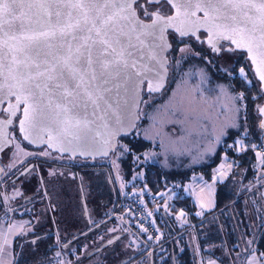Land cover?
I'll list each match as a JSON object with an SVG mask.
<instances>
[{
  "label": "snow or ice",
  "instance_id": "1",
  "mask_svg": "<svg viewBox=\"0 0 264 264\" xmlns=\"http://www.w3.org/2000/svg\"><path fill=\"white\" fill-rule=\"evenodd\" d=\"M201 30L217 58L245 50L264 91V0H0V105L9 101L2 109L7 118H0V151L12 142L7 126L22 109L20 132L30 143H46L62 152L118 145L124 153H133L117 136H128L136 128L134 113L141 105L151 107L153 94L167 91L177 76V89L188 83L193 73L185 71L183 63L189 56L209 59L193 53L183 39L204 43ZM173 33L184 44L177 57L172 55ZM222 70L236 75L230 65ZM198 74L208 82L203 69ZM238 76L247 80L245 66ZM217 87L227 94L225 85ZM243 99V92L229 96L236 113L229 127H239L236 102ZM257 111L264 116V106ZM260 127L264 129V120ZM225 134L222 130L214 142L219 144ZM242 144L237 139L229 147L239 151ZM257 158L264 166V152H257ZM216 173L227 175L220 169ZM199 206L214 207V201ZM184 217L181 211L177 218L185 223Z\"/></svg>",
  "mask_w": 264,
  "mask_h": 264
},
{
  "label": "flooded vegetation",
  "instance_id": "2",
  "mask_svg": "<svg viewBox=\"0 0 264 264\" xmlns=\"http://www.w3.org/2000/svg\"><path fill=\"white\" fill-rule=\"evenodd\" d=\"M170 39L173 44L177 38ZM183 39L195 53L207 56V61L202 59L205 64L220 73L222 59L205 42ZM227 56L224 67L232 68L240 54ZM9 136L12 142L0 153V222L12 218L21 221L10 246L9 264L173 263L179 238L187 232L185 226L175 227L160 217L162 235L151 242L136 230L128 216L120 213L126 186L142 170V163L135 164L138 157L134 156L132 162L130 153H124L118 145L108 156L92 160L58 154L44 145L25 142L15 122L9 127ZM124 137L117 139L119 144L131 145ZM44 152L49 155H42ZM246 174L235 166L228 176L233 197L242 206V219L252 230L256 214L262 210L264 170ZM129 236L133 242L127 240ZM109 240L113 242L109 244ZM243 249L241 245L237 253L240 255ZM237 253L231 264L242 261Z\"/></svg>",
  "mask_w": 264,
  "mask_h": 264
},
{
  "label": "trees",
  "instance_id": "3",
  "mask_svg": "<svg viewBox=\"0 0 264 264\" xmlns=\"http://www.w3.org/2000/svg\"><path fill=\"white\" fill-rule=\"evenodd\" d=\"M178 41L179 39H173L175 49L181 45ZM239 54L242 57L239 56L232 65V69L236 71V75L233 76H229L223 70L220 73L215 72L212 67L206 65L200 57L195 55L189 56L183 63V68L190 65L191 67L199 66L204 70L208 76V82L197 80L193 83L196 87L199 86L197 87L198 90L208 96L216 93L220 82L227 85L228 89L234 93H244V99L239 101L243 106L242 118L238 120L239 127H228L226 134L221 137L220 143L216 144L214 151L198 163L184 166L177 163L165 167L156 160L146 158L142 162L141 172L130 182H146L151 189L169 187L176 190L170 204L153 207V214L157 225L161 229V235L160 217L175 227L185 226L186 228L187 232L179 238V246L174 253L172 264H197L196 261L200 264L202 258L214 259L217 264H231L230 262L234 261L241 245L244 246V249L240 255L237 253L238 256L242 257L239 264H245V257L250 251L253 239L259 255L264 257L261 255V253H264L263 204L262 210L256 214L253 229L249 230L248 223L242 219L243 213L240 200H235L233 197V189L230 188L228 176L229 172L213 183L214 207L203 210L202 216L196 215L197 211H195L190 195L183 192L185 183L194 176L204 180L209 179L212 176L213 168L221 159L223 153L228 154L235 163L231 171L235 170V166H239L245 171V174H257L256 165L264 170V166H261L255 160L250 151L238 154L234 152L233 147H229L237 136L264 142V132L256 124L257 114L254 109V104L259 101L261 94L255 80L250 76L242 53ZM172 55L177 57L176 51ZM241 66H245L247 80L238 76V69ZM141 120V117H139L136 127L143 123ZM135 129L130 133L131 135L125 136L124 139L129 137L128 142L133 147L134 156L140 157L142 155L141 151L152 148L153 144L151 141L137 135ZM130 159L132 162L134 161V158L130 157ZM179 210H183L185 213V223H181V220L177 218ZM45 251L48 252V248Z\"/></svg>",
  "mask_w": 264,
  "mask_h": 264
},
{
  "label": "rangeland",
  "instance_id": "4",
  "mask_svg": "<svg viewBox=\"0 0 264 264\" xmlns=\"http://www.w3.org/2000/svg\"><path fill=\"white\" fill-rule=\"evenodd\" d=\"M184 42L195 53L193 46L186 40ZM183 46L184 44H181L176 48L177 56L179 48ZM226 59L228 56L221 61L223 68L228 61ZM189 69L193 74L188 78L186 85L177 89V82L181 78L177 76L176 81L168 86L167 91L153 94L155 102L151 107L141 105L139 117L143 123L136 127L135 133L141 138L151 141L153 145L152 148L141 151L142 155L136 159L135 164L142 163L146 158L156 160L165 167L177 163L182 166L198 163L212 152L208 149L215 148V137L222 130H227L233 123L236 113L229 96L237 93L230 91L227 85L220 82L218 85H225L227 94L221 92L217 87L216 93L208 96L198 90L193 83V81L202 80L198 74V69L201 68L190 65L184 68L185 71ZM174 90L176 96H173ZM193 90L196 92L195 95H193ZM236 104L240 107L239 120L242 118L243 106L239 101ZM238 120H236L237 123ZM125 140L129 141V137ZM130 155L134 158V153H130ZM256 169L257 173L263 171L257 165ZM262 204L264 209V198H262ZM127 240L133 242L134 238L129 236ZM10 260V248L4 245L0 264H9Z\"/></svg>",
  "mask_w": 264,
  "mask_h": 264
},
{
  "label": "built area",
  "instance_id": "5",
  "mask_svg": "<svg viewBox=\"0 0 264 264\" xmlns=\"http://www.w3.org/2000/svg\"><path fill=\"white\" fill-rule=\"evenodd\" d=\"M237 139L243 141V144L241 145L243 150L238 151L236 147H233L234 152L240 154L246 151H250L255 160L258 161L257 152H264V142L237 136L232 141V145H234ZM252 145H255V150H253ZM221 165H223L222 169L220 168ZM234 165L235 163L233 159L228 154L223 153L221 159L213 168L212 176L218 175L216 173L217 169H220L221 172L228 173L231 171ZM191 191V185L186 182L183 187L184 194L190 195ZM175 193L176 190L169 187L151 189L146 182H132L125 190L120 205V213L122 215L128 216L130 222L134 225L136 230L144 236L145 239L151 242H156V237H161V229L156 223L153 214V207L166 204V202L167 204H170L172 199L174 198ZM149 213H151V215H149ZM141 229H146V231H142ZM149 236L152 237L151 240L148 239ZM250 261L251 264H264V257H261L256 250L254 239L251 241L250 251L245 257V264H249Z\"/></svg>",
  "mask_w": 264,
  "mask_h": 264
},
{
  "label": "water",
  "instance_id": "6",
  "mask_svg": "<svg viewBox=\"0 0 264 264\" xmlns=\"http://www.w3.org/2000/svg\"><path fill=\"white\" fill-rule=\"evenodd\" d=\"M198 15H200V14H198ZM170 31H171V30H170ZM201 32H203V30H201ZM203 33H204V35H203L202 38H203V40H204L205 43H206L207 33H205V32H203ZM173 36H174L175 38H177V39H180L179 36H178V34L173 33ZM184 38H185V37H184ZM193 38H194V37H193ZM224 42L228 43V45H229V43H230V42H227V41H224ZM206 44H207V43H206ZM207 45H208V44H207ZM232 47H234V46H232ZM235 52L242 53L243 58H244L245 63H246V66H247V69H248V71H249V73H250V76L255 80V82H256V84H257V88H258V90H259V92H260V94H261V98L259 99V101L256 102V103L254 104V109H255V112H256V114H257L256 124H257V126H258L260 129H262V128L260 127V121H261V120H264V116H260L259 113H258V111H257V109H258L259 106H264V91H261L260 81H259V79H258L257 76H256V72H255V68H254V66L252 65L251 61L248 60V58H247V56H248L247 52H246L245 50H241V49H237ZM155 94H157V93H155ZM10 99H11V98H10ZM8 102H9V101L6 100L5 103H4L3 105H0V118H7L6 114L1 115V112H2V109H3V108H6V107L8 106ZM11 102L14 103V100H11ZM22 118H23V111H22V109L19 110V111H17L16 116L12 117V123L9 124V125L7 126V130H6L7 139H8L9 141H11V137L9 136V127L13 124V122L16 123V126H17V132H18L19 136L24 140L23 135H22V133L20 132V125H19V120L22 119ZM134 119H135V124H137V122H138V120H139V112L134 113ZM263 130H264V129H263ZM121 136H123V135H121ZM119 137H120V136H117L116 139H118ZM45 139H46V137H45ZM24 141L27 142V143H29V144H31V145H34V146L44 145V146L47 147V144H46V143H30L28 140H24ZM9 145H10V143L6 144V145L3 147V149L6 148V147H8ZM115 147H116V146H115ZM115 147L105 149V148H103V147L100 146V145H96L95 147H93V148H91V149L76 150L75 152L72 151V150L62 152V151H59V150H57V149H50V148H49V149L52 150V151L57 152L58 154H66V155H68V156H70V157H75V156H79V157H87V158H89V159L92 160V159L97 158V157H106V156H108V155H109V154L115 149ZM47 148H48V147H47ZM105 150L107 151V155H104V154H103V152H104ZM82 151H84L85 154H81ZM0 153H1V151H0ZM196 263H197V261H196Z\"/></svg>",
  "mask_w": 264,
  "mask_h": 264
},
{
  "label": "crops",
  "instance_id": "7",
  "mask_svg": "<svg viewBox=\"0 0 264 264\" xmlns=\"http://www.w3.org/2000/svg\"><path fill=\"white\" fill-rule=\"evenodd\" d=\"M213 176L206 180L201 179L198 176H194L190 181H187L192 188L190 198L195 206V211L197 212L209 209V208L201 209L199 206L200 203L207 204L210 200L214 201ZM218 178H221V176L217 175V179ZM209 185L211 186L210 188L207 187ZM181 211L183 210H179L178 213H180ZM20 222H21L20 220L13 218L9 220L5 219L3 220V222H0V256H1V252L3 251L4 245L10 248L11 243L19 230ZM209 260H214V259L202 258L200 264H207V261Z\"/></svg>",
  "mask_w": 264,
  "mask_h": 264
}]
</instances>
